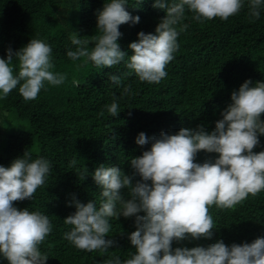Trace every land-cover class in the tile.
Returning <instances> with one entry per match:
<instances>
[{"label": "trees", "instance_id": "16d2710c", "mask_svg": "<svg viewBox=\"0 0 264 264\" xmlns=\"http://www.w3.org/2000/svg\"><path fill=\"white\" fill-rule=\"evenodd\" d=\"M107 2L0 0V57H6L9 46L15 50L30 39H42L52 47V71L66 74L61 85L45 82L35 100L26 102L18 89L0 98V165L8 167L26 151L33 159H47L52 166L32 200L13 202L18 209L40 211L49 217L52 231L38 246L48 256L46 264H105L112 255H119L121 260L130 258L128 254L135 252L128 239L135 231L134 217L110 218L111 228L105 238L116 240L117 245L108 253L83 251L64 239L72 227L64 218L75 211L69 204L73 194L82 203L94 201L98 208L101 189L92 178L97 167L117 166L133 176V182L140 179L130 166L132 157L150 148V144L141 147L135 143L140 132L148 137L161 131L175 134L182 127L198 124L211 132L222 110L231 103L233 90L247 79L264 81V10L252 21L247 6L226 21L217 17L204 23L193 20L186 8L184 23L189 27L179 34V49L165 67L167 76L158 84L141 82L124 62L97 68L91 61L85 64V58L71 60L67 51L76 48L70 40L73 31L81 39L96 35V13ZM126 2V10L140 21L120 25L122 36L117 42L131 55L128 45L138 40V32L155 34L166 13L153 7L154 0ZM112 74L121 76L119 86L108 79ZM125 86H130L132 95L122 94ZM114 99L121 110L116 117L105 107ZM259 140L254 152L264 151V135ZM217 155L200 151L195 162ZM73 160L76 164L70 167ZM85 166L89 171L83 179L80 173ZM121 195L127 199L128 190L122 189ZM209 214L214 222L211 239L173 241V249L207 247L218 239L230 246L264 236V190L255 197L249 194L230 209L212 205ZM0 264H9L2 254Z\"/></svg>", "mask_w": 264, "mask_h": 264}, {"label": "clouds", "instance_id": "9594fccd", "mask_svg": "<svg viewBox=\"0 0 264 264\" xmlns=\"http://www.w3.org/2000/svg\"><path fill=\"white\" fill-rule=\"evenodd\" d=\"M126 4V0L104 3L96 13L97 34L81 39L73 31L70 40L76 48L69 49L67 56L73 61L85 58V64L91 61L97 68L124 62L141 82L150 84L167 76L165 67L179 49L177 38L189 27L184 23L186 8L199 23L217 17L226 21L245 6L248 18L254 21L264 10V0H154L153 7L166 14L155 34L138 32V40L128 45L132 49L128 55L117 42L122 36L119 26L139 23L140 17L132 16ZM53 68L52 47L44 40L30 39L15 50L9 46L6 57H0V98L18 89L26 102L35 100L45 82L53 86L64 83L66 74ZM108 79L121 84L120 75L112 74ZM122 94L132 95L130 86H125ZM105 107L112 117L121 111L115 99ZM262 113L264 81L247 79L232 91L231 103L222 110L211 132L203 124L182 127L175 134L161 131L152 137L140 132L135 143L141 147L150 144L142 155L130 160L140 179L133 182V176L117 166L97 167L92 178L101 189L99 207L94 201L82 203L73 194L69 204L75 211L64 218L72 227L64 239L83 251L108 253L117 245L116 240L105 238L110 218L134 217L135 231L128 239L135 252L124 260L112 255L105 264H264V236L230 246L218 239L207 247H172L173 241L213 237L210 206L230 209L249 194L255 197L264 190V151H253L260 144L259 136L264 135ZM200 151L218 155L197 163ZM75 164L71 161L70 167ZM51 171L47 159H33L26 151L8 167L0 165V254L9 264H46L48 256L38 246L52 231L49 217L40 211L18 209L13 202L32 200ZM88 171L85 166L80 173L83 179ZM125 188L127 199L121 195Z\"/></svg>", "mask_w": 264, "mask_h": 264}]
</instances>
